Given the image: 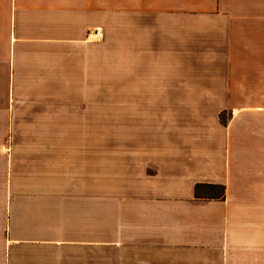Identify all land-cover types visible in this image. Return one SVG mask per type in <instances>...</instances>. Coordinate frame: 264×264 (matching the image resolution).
Instances as JSON below:
<instances>
[{"label": "crops", "instance_id": "crops-1", "mask_svg": "<svg viewBox=\"0 0 264 264\" xmlns=\"http://www.w3.org/2000/svg\"><path fill=\"white\" fill-rule=\"evenodd\" d=\"M0 264H264V0H0Z\"/></svg>", "mask_w": 264, "mask_h": 264}, {"label": "rangeland", "instance_id": "rangeland-1", "mask_svg": "<svg viewBox=\"0 0 264 264\" xmlns=\"http://www.w3.org/2000/svg\"><path fill=\"white\" fill-rule=\"evenodd\" d=\"M91 40L94 41L96 45L94 78L93 81H91L93 89L91 94L110 96L122 94L117 43L108 42L106 44L103 39L97 40L95 37Z\"/></svg>", "mask_w": 264, "mask_h": 264}, {"label": "trees", "instance_id": "trees-1", "mask_svg": "<svg viewBox=\"0 0 264 264\" xmlns=\"http://www.w3.org/2000/svg\"><path fill=\"white\" fill-rule=\"evenodd\" d=\"M221 120L223 124L227 123V119L222 114ZM226 188L223 185L215 184H198L195 188L196 197L206 200H223L225 198Z\"/></svg>", "mask_w": 264, "mask_h": 264}, {"label": "built area", "instance_id": "built-area-1", "mask_svg": "<svg viewBox=\"0 0 264 264\" xmlns=\"http://www.w3.org/2000/svg\"><path fill=\"white\" fill-rule=\"evenodd\" d=\"M90 35H93L97 40L103 39V30L101 27H97L94 31L90 33Z\"/></svg>", "mask_w": 264, "mask_h": 264}]
</instances>
